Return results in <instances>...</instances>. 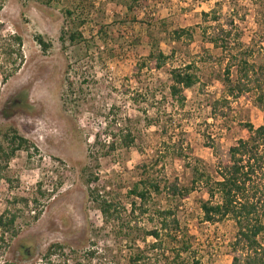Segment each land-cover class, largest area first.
Instances as JSON below:
<instances>
[{
	"label": "rangeland",
	"instance_id": "1",
	"mask_svg": "<svg viewBox=\"0 0 264 264\" xmlns=\"http://www.w3.org/2000/svg\"><path fill=\"white\" fill-rule=\"evenodd\" d=\"M84 1L93 15L103 0H58L50 7L35 0H0V131L14 126L38 149L32 155L18 153L5 174L10 181L0 179V216L7 209L18 216V236L0 240V264H38L56 243L64 250L53 257L55 264H133L130 257L137 252L149 258L146 264H179L174 263L177 242L160 230L164 209L176 213L189 243L182 258L231 264L236 225L229 219L204 222L201 204L210 197L203 184L185 199L153 194L146 214L140 203L132 210V201L138 200L129 192L143 165L162 185L178 180L191 186L194 166L212 174L230 147L248 137L245 123L263 124L259 89L252 84L254 89L239 96L230 91L241 59L264 81V0H141L135 22L126 19L122 5L107 4L108 39L98 36L97 22H89L84 32L95 37V46L76 62L77 49L64 50L59 36L65 10L76 11ZM187 27L193 29V39L173 42L170 33ZM221 31L230 33L228 52L212 42L225 36ZM151 33L170 58L161 69H140L152 49ZM13 35L22 37V62L9 56ZM36 35L52 43L48 52ZM192 62L200 80L185 90L180 104L170 95L169 73ZM229 66L231 82L225 72ZM5 74L12 76L4 81ZM68 77L81 92L79 102L71 100L76 90ZM110 109L136 140L130 148L99 157L92 147L95 140L109 141L116 131L107 128ZM88 165L97 178L90 185L83 172ZM90 191L111 201L120 218L107 222ZM153 229L161 231L156 248L152 245L158 240L147 235ZM171 235L180 239L179 232ZM24 246L30 247L27 256Z\"/></svg>",
	"mask_w": 264,
	"mask_h": 264
},
{
	"label": "trees",
	"instance_id": "2",
	"mask_svg": "<svg viewBox=\"0 0 264 264\" xmlns=\"http://www.w3.org/2000/svg\"><path fill=\"white\" fill-rule=\"evenodd\" d=\"M36 2L50 7L55 1L58 0H35ZM144 1V0H142ZM141 0H103L98 7V11L92 15L89 2H82L77 5L75 10L66 9L65 19L62 25L59 40L64 50L70 48L77 49L73 54V59L78 62L83 59V56H89L90 51L95 46V37H87L84 32L85 26L89 22H97L99 27V35L102 40L108 39L107 25H105L104 13L106 11L105 6L107 4H114L116 7L122 5L127 9L126 19H132L133 22L138 21L139 17L134 14L139 12L142 6ZM113 6V7H115ZM115 7V8H116ZM132 15V17H130ZM207 16V14H206ZM214 20H217L214 16ZM225 33V36H218L213 39V43L223 51H227L230 46V42L226 37L230 36L229 32L221 31ZM172 41L180 42L183 37H186L189 41L193 39V29L191 27L175 29L170 33ZM12 43L8 46V53L10 57H16L24 60V53L22 50L23 40L19 35H13ZM152 49L148 51L145 58L140 64V69L146 66L152 68L161 69L167 64L170 55L162 51L160 45L156 43L155 34H150ZM35 41L41 47L43 52H48L52 48V43L48 42L44 36L36 35ZM107 41H105L106 43ZM174 53V51H173ZM172 53V54H173ZM171 54V56H172ZM237 58V57H233ZM72 63V62H71ZM71 63L68 68L71 67ZM152 64V65H150ZM239 76L237 83L231 87V94L239 96L248 92L253 87L259 89V100L262 103L264 110V81L256 73L254 69L249 65L245 59H241L238 63ZM230 67L226 69V79L230 80ZM18 69V68H17ZM196 62L184 64L181 67H175L170 70L171 84L170 95L178 103L183 104L185 102L184 92L187 89L194 87L200 80L197 72ZM261 69H264L262 67ZM2 72V70H1ZM12 75H3V80H8ZM255 76V77H254ZM68 82L72 84L70 87L76 91H73L74 98L71 100L75 103L80 101L81 92L75 88V82L68 77ZM254 85L251 87V85ZM63 101V108L68 107V98L66 95L61 97ZM70 100V101H71ZM112 117L107 116V128L112 127L116 130L109 135V141L102 140L100 136L95 140L92 145L93 148L98 149L99 157L109 156L110 153L119 147L130 148L134 145L136 137L133 133L127 129L119 126L118 115H114V110H111ZM248 137L238 140L233 146L230 147L228 152V158L226 160H220L214 167L212 174L205 168L199 166L193 167V180L191 186L180 185L178 180L172 183H165L155 180L149 175L148 168L143 165L142 170L138 173V180L130 187L129 194L138 200L132 201V210L136 209L138 203H140V211L142 214L147 213L146 205L152 199L153 194L166 193L168 196L174 198L185 199L192 190H194L198 184H203L208 190L209 199L202 202L201 210L203 213L204 222L210 224H216L223 222L227 219L232 220L236 225L235 241L232 243V262L231 264H264V122L258 127L253 124H244ZM33 150L38 152L36 146L31 141L20 134L16 127L10 126L0 131V179L5 178L10 181L6 171L10 161L17 156L20 152H26L28 155L33 154ZM98 156H95V162L98 161ZM85 182L90 185L97 178L92 175V167L90 165L83 169ZM90 196L93 197V201L99 206V209L107 222H110L113 218H120L119 209L106 199L94 197V192L90 191ZM219 197L218 202H213V199ZM161 218L160 230L169 231L167 234L175 242H177L178 248L176 249V262L179 264H202V262L195 256L191 261L182 258L183 252H188L189 243L184 239L182 234L183 230L180 227V222L176 218V213L171 209H164L159 212ZM18 216L16 213L7 209L0 216V240L5 242L8 239L12 240L18 236L17 229ZM159 229H153L147 233L148 236L154 237L158 240L152 245L156 248L161 245V231ZM179 232L180 239H176L178 236H172L171 232ZM7 237V238H6ZM64 250L62 244H52L46 250L42 262L38 264H55L53 257L60 255ZM30 252L29 246H24L22 253L27 256ZM91 256H94V252H89ZM145 259H148L144 253L137 252L130 257L133 264H139L141 261L145 263ZM62 264V263H58Z\"/></svg>",
	"mask_w": 264,
	"mask_h": 264
}]
</instances>
